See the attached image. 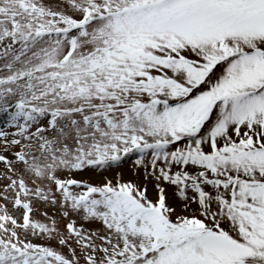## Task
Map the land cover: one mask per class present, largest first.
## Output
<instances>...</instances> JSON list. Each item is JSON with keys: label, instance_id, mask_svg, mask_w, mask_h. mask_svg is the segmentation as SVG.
I'll use <instances>...</instances> for the list:
<instances>
[{"label": "snow or ice", "instance_id": "snow-or-ice-1", "mask_svg": "<svg viewBox=\"0 0 264 264\" xmlns=\"http://www.w3.org/2000/svg\"><path fill=\"white\" fill-rule=\"evenodd\" d=\"M0 264H264V0H0Z\"/></svg>", "mask_w": 264, "mask_h": 264}]
</instances>
